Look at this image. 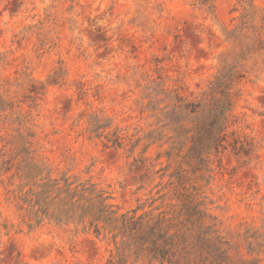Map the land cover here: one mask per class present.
<instances>
[{"label":"rangeland","instance_id":"374dc122","mask_svg":"<svg viewBox=\"0 0 264 264\" xmlns=\"http://www.w3.org/2000/svg\"><path fill=\"white\" fill-rule=\"evenodd\" d=\"M247 7L245 33H260L259 47L228 34ZM258 11L264 13V0H0V164L10 168L0 171V264H109L117 253L111 235L49 218L38 224L20 209L33 183L22 177L25 166L40 165L37 180L48 171L91 179L121 212L156 208L171 189L164 188L169 177L154 173L160 165L134 164L143 144L130 155L106 135L118 128L128 138L157 128L140 111L152 80L195 97L221 64L239 59L244 76L231 134L203 194L220 233L234 245L231 254L264 264L258 245L264 243V23ZM99 124L107 126L102 136L92 131ZM238 136L253 141L250 155L234 148ZM167 147L154 144L146 157L153 160Z\"/></svg>","mask_w":264,"mask_h":264},{"label":"trees","instance_id":"16d2710c","mask_svg":"<svg viewBox=\"0 0 264 264\" xmlns=\"http://www.w3.org/2000/svg\"><path fill=\"white\" fill-rule=\"evenodd\" d=\"M250 7L245 8L247 13L228 34L238 40L249 38L248 44L259 47L261 34L245 33L250 26ZM254 12L257 14L256 9ZM258 14L264 23V13L258 11ZM247 49L248 46L244 50ZM239 64L240 59L221 64L206 88L195 97L152 80L145 88L146 100L141 102L140 111L154 118L152 126L156 124L157 128L144 134L138 130L128 138L119 135L118 128L106 135L113 146H128L130 155L143 144L139 155L134 156V164H149L152 169L161 166L154 173H161V178L169 177L164 188H171L163 194L162 205L142 213L141 207L121 212L99 183L67 173L53 177L52 171L37 180L43 169L32 162L22 174L28 179L27 184L33 183L21 197L20 209L28 211L30 220L35 219L38 224L49 218L66 225L75 224L76 230L82 227L83 231L97 236L111 235L117 253L109 264H129L130 260L132 264L139 261L144 264H260L259 260L248 261L231 254L234 245L220 233L217 217L208 213L207 196L203 194V188L211 183L220 168L219 155L231 134V112L240 94L237 84L244 76L238 70ZM38 89L33 91L39 93ZM0 101H4L1 96ZM106 127L99 124L92 131L102 136L100 129ZM154 144L159 148L168 147L152 160L146 153ZM233 146L248 156L254 144L247 137L238 136ZM9 170L3 160L0 171ZM28 225L33 228L31 222ZM5 227L9 229L8 224ZM258 245L264 247V243ZM250 246L254 250L253 242Z\"/></svg>","mask_w":264,"mask_h":264}]
</instances>
